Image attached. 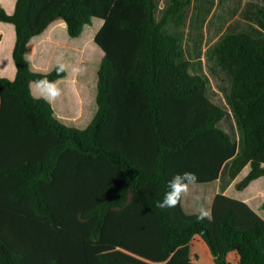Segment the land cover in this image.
<instances>
[{
	"label": "trees",
	"instance_id": "trees-1",
	"mask_svg": "<svg viewBox=\"0 0 264 264\" xmlns=\"http://www.w3.org/2000/svg\"><path fill=\"white\" fill-rule=\"evenodd\" d=\"M190 3L172 0L159 19L155 0L0 7V22L15 32L14 77H0V264H264V219L247 203L217 194L203 221L184 211L182 196L174 208L157 206L178 173L213 182L232 160V181L250 166L238 191L264 177V39L226 33L215 47L232 77L244 141L236 156L237 143L217 126L224 109L163 32ZM258 14L264 22V9ZM94 18L103 25L78 95L87 118L79 129L31 91L64 79V67L37 72L27 57L52 24L64 22L78 38Z\"/></svg>",
	"mask_w": 264,
	"mask_h": 264
},
{
	"label": "rangeland",
	"instance_id": "rangeland-1",
	"mask_svg": "<svg viewBox=\"0 0 264 264\" xmlns=\"http://www.w3.org/2000/svg\"><path fill=\"white\" fill-rule=\"evenodd\" d=\"M171 0H169L170 2ZM179 1H187V0H179ZM159 2V0H158ZM206 7L205 9L201 10L197 19L193 21V30L195 32L193 38L195 41L194 48L191 51L190 61H192V65L196 68H201L203 66V62L200 59L197 61L198 57H201L202 48L204 44L205 38V31L207 30L210 34L225 30L226 33L231 34H240L245 33L251 35L255 38H262L264 39V22L260 15L257 12H253V6L264 9V0H205ZM247 4V12L250 14V19L252 20L253 29H249L248 26H245V22L241 20L234 19L232 21L231 26L229 25V21L237 15L242 8V5ZM215 7L216 9L210 14L211 8ZM0 7H3L7 13H11L13 10V0H0ZM204 8V7H203ZM210 9V10H209ZM188 12L185 10L182 11L181 16L175 18L171 21L169 28L163 30L164 33L174 36L178 41H181V34L180 32L185 30L187 24ZM205 22H207L206 26L204 27ZM57 25H64V23H56ZM55 24V25H56ZM97 23H94L92 26H86V29H91V27H96ZM53 27V26H52ZM51 27V28H52ZM261 27V28H260ZM49 28L48 34L53 36L52 42V49H47L46 47L42 46L33 57L28 58L29 67L37 72L46 73L53 70L56 66H63L66 70V80L59 84V86L52 87L51 85H33L31 88L32 94L37 96L38 90L36 89L37 86H40L42 92H45L41 97L46 99L50 102V96H54L56 99V105L58 110L63 112L64 115L67 117V122L59 117H55L60 123L67 124L68 126L75 127L82 129L84 126V119L86 120L83 113L80 110L82 107L79 104V92L84 93V87L81 84L84 83L85 77V70L90 64L88 62L96 60L97 54L94 49V44L89 40V31L83 30L82 34L78 38H72L69 36L67 29L56 28L55 26L51 29ZM170 28H175V30H170ZM51 29V30H50ZM168 30V32H167ZM166 31V32H165ZM46 33V32H45ZM44 34L38 36L41 40L44 39ZM212 36L210 37L208 44H210V49L204 52L206 53L207 57V68L214 71L220 79L221 87L224 88L225 94L228 95L229 104L231 105L230 99V92H231V84H232V77L227 71L225 67L218 65L214 45L215 43L212 42ZM15 41V32L13 25L6 24L0 22V77L7 78L12 80L14 77V64L12 61V51L14 47ZM87 44V50L78 52L79 46L82 43ZM91 47H90V46ZM85 47V48H86ZM191 47V46H190ZM58 49L60 53H64L63 55L55 54L54 49ZM87 65V66H86ZM84 70V72H83ZM193 75H199L205 79L204 74L197 72L193 73ZM206 80V79H205ZM77 82V83H76ZM223 84V85H222ZM47 88V89H46ZM54 88V89H52ZM95 90V89H94ZM92 92V90H90ZM89 91V93H90ZM91 94V93H90ZM84 97V96H83ZM88 111L90 112V117L92 116V105L88 104ZM94 109L96 108V103ZM91 107V109H90ZM225 111V117L222 120V124L220 125V129L223 131L227 130L229 135L233 138L235 142H238L240 153L244 148V141L242 137V130L240 125L237 121V117L233 113V109L229 108L228 106L222 103L220 106ZM60 108V109H59ZM88 112V113H89ZM57 113V112H55ZM219 185H226L230 186L231 180L229 179L227 169L223 171L221 174L220 180L218 182ZM263 187V195L264 196V185ZM240 193L235 187L232 188L231 194L232 195H239ZM193 202L197 203V197L195 196ZM259 213L264 216V209L260 208Z\"/></svg>",
	"mask_w": 264,
	"mask_h": 264
},
{
	"label": "crops",
	"instance_id": "crops-1",
	"mask_svg": "<svg viewBox=\"0 0 264 264\" xmlns=\"http://www.w3.org/2000/svg\"><path fill=\"white\" fill-rule=\"evenodd\" d=\"M190 1H191L190 5L185 9L188 12L187 24H186L185 30L180 32L181 41L177 40L180 49L184 53V59L188 60V61H190L189 59H190V56H191V51L194 48V44H195V41H194V38H193V36L195 34V32L193 30V21L198 18L199 13L201 12V10L205 9V7H206L205 0H190ZM155 2H156V5H157L156 11H155V17H156V19H159L162 16V13H163L164 9L170 4V2H169V0H159V2H158V0H155ZM215 9L216 8L213 6L211 8L210 14H212ZM246 9H247V4L244 3L242 5V8L240 9L239 13L237 15H235L232 18V20L229 21V25L231 26L232 21L234 19H237V20H241V21L245 22L244 23V24H246L245 26L249 27V25H250L249 29L250 28L253 29L252 20L250 19V14L246 13L247 12ZM259 9H261V8L256 7V5L253 6V12H257L258 13ZM179 16H181V14L178 15V16L171 17L163 30L168 29L171 21L173 19H175V18H178ZM56 23H64V22H59L58 21ZM56 23L52 24L49 28H51L52 26L53 27L55 26L56 28H61V29H65L66 28L67 29L65 23L62 26L61 25H57ZM94 23H97L96 27H91V29H86L88 26H92ZM93 24L92 25H86L87 27L86 26L84 27L85 31H89L88 32L89 33L88 36H89V40L91 42H93L96 33L98 32V30L103 25V20L98 19V18H94L93 19ZM206 24H207V22H205L204 27L208 28L206 26ZM247 24H249V25H247ZM48 29L45 31L46 33L44 32L45 35H44V39L43 40H41L40 38H37L38 36L35 37L32 40L33 45L37 49L36 54H38V51L40 50V48L42 46L46 47L49 50L52 49V47H51L52 46L51 45L52 41L51 40L53 39V36L51 34H48V33H50V32H48L49 31ZM170 30H175V28H170ZM204 31H205V38H204L203 41H204L205 45L202 48L201 57H198L196 59L197 61L200 59V61L203 62V66L201 68H199V67L196 68V67H194L192 65V61H190L191 62L190 72H193V73L200 72V73L204 74L205 79H206V81L208 83L207 96H208L209 100L212 103H214V104H216L218 106H222V103H223L224 105L228 106L231 109L232 108V104L231 105L229 104L228 95L225 94L224 88L221 87V84H220L221 82H220L219 77L217 76V74L214 71H212L209 68H207V59H206V57H207L206 53L207 52L204 53L207 50V47H208V49H210L211 45L208 44V41H209L210 37L212 36V39H213L212 42L215 43L214 48H213L215 50L216 45L219 43V41L221 40L223 35L226 34V31L222 30V31L218 32L217 34H215V33L210 34L208 29L204 30ZM167 32H168V30H167ZM86 46H87L86 42L82 43L79 46L78 52H80V51L82 52L84 50H87ZM92 49H96V48L92 47ZM54 50H56L55 54H57V55L58 54L59 55H63L64 54V53H60V51L58 49H56V48ZM35 55L28 56L27 57V61H28L29 57H33ZM99 56H101V54H99ZM66 79L67 78L65 77L64 79L56 82L55 84H52L51 86L56 88L57 86H59V84L63 83ZM32 86H31V88H32ZM231 87H232V84H231ZM36 89L38 90L37 97H41V95L46 93V90H45V92H42V89H44V88H42L40 86H37ZM52 89H54V88H52ZM49 98H50V102L53 104L55 112H57V113H55V116L63 119L65 122H67L66 115H64L63 112H61V110L59 111L58 108H57L55 97L54 96H50ZM82 107H83V105H82ZM80 112L83 113V108L80 110ZM221 124H222V121L217 126L220 127ZM225 132L229 133L227 130H225ZM236 143H237V148H238L237 149V153H236V156H237V155L240 154V150H239L238 142H236ZM231 162H232V160H228L224 164V166H223V168H222V170L220 172V177H221V174L223 173L224 170L227 169V172H228V168L231 165ZM249 171H250V166H247L242 171V173L234 181L231 180L230 186L229 185L228 186L219 185L218 182L220 180V177H219L218 180L213 181V182L194 183V184H187L186 187L183 186L182 191H183L184 194L182 195L181 203H182V207H183L184 211L187 214H199L200 207H204V208L210 209L211 215H212V206H213V202H214V199H215L216 195L217 194H224V195H227L229 197H232V198H235V199H238V200H241V201L247 203L255 212H257L264 219V216H262L259 213V211H258L260 208L264 209L263 208L264 196H262L263 195V187H262V185H264V177H261L259 179H256V180L252 181L248 187H246L242 191H239L240 192V193H238L239 195H232L231 194L232 188H234L235 185L238 182H240L249 173ZM195 196L197 197V203L196 204H195V202H193V199H192Z\"/></svg>",
	"mask_w": 264,
	"mask_h": 264
},
{
	"label": "clouds",
	"instance_id": "clouds-1",
	"mask_svg": "<svg viewBox=\"0 0 264 264\" xmlns=\"http://www.w3.org/2000/svg\"><path fill=\"white\" fill-rule=\"evenodd\" d=\"M198 177L195 173L184 172L175 174L171 180L168 181L169 191L165 194L164 198L158 202V207L161 209L174 208L177 206L180 197L184 194L178 184H183L185 187L188 183H196ZM205 219H211L210 209L200 207L197 220L203 221Z\"/></svg>",
	"mask_w": 264,
	"mask_h": 264
}]
</instances>
